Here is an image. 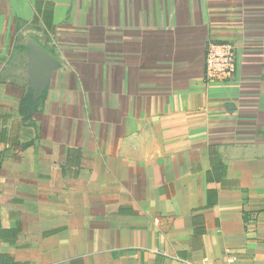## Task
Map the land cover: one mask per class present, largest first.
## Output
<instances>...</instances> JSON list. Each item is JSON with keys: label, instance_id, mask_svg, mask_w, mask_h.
Masks as SVG:
<instances>
[{"label": "crops", "instance_id": "0c3cea01", "mask_svg": "<svg viewBox=\"0 0 264 264\" xmlns=\"http://www.w3.org/2000/svg\"><path fill=\"white\" fill-rule=\"evenodd\" d=\"M0 264H264V0H0Z\"/></svg>", "mask_w": 264, "mask_h": 264}, {"label": "built area", "instance_id": "2783aa9c", "mask_svg": "<svg viewBox=\"0 0 264 264\" xmlns=\"http://www.w3.org/2000/svg\"><path fill=\"white\" fill-rule=\"evenodd\" d=\"M238 68L239 58L236 43L230 40L217 39L208 41L204 54V79L206 83H230L236 78Z\"/></svg>", "mask_w": 264, "mask_h": 264}]
</instances>
